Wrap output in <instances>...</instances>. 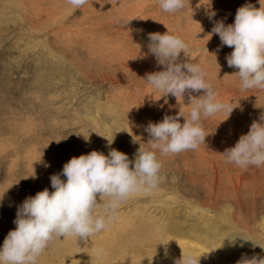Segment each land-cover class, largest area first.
Returning a JSON list of instances; mask_svg holds the SVG:
<instances>
[{
	"label": "rangeland",
	"instance_id": "rangeland-1",
	"mask_svg": "<svg viewBox=\"0 0 264 264\" xmlns=\"http://www.w3.org/2000/svg\"><path fill=\"white\" fill-rule=\"evenodd\" d=\"M245 4L260 7L258 0H185L164 12L157 0H88L65 15V0H0V191L10 187L0 202V245L21 202L52 191L50 175L70 158L115 148L132 161L139 147L151 149L149 121L179 111L187 117L188 91L176 99L142 79L163 70L152 54L140 58L148 34L168 30L187 45L178 59L200 64L217 99L236 107L228 118H202L208 135L194 150L151 149L161 162L157 186L133 194L88 240L53 239L38 264H174L185 252L205 253L199 264H236L264 256L251 242L223 241L234 228L264 237V166L242 169L220 154L264 114V90H242L226 61L232 48L217 34L207 40L216 20L232 23Z\"/></svg>",
	"mask_w": 264,
	"mask_h": 264
},
{
	"label": "clouds",
	"instance_id": "clouds-1",
	"mask_svg": "<svg viewBox=\"0 0 264 264\" xmlns=\"http://www.w3.org/2000/svg\"><path fill=\"white\" fill-rule=\"evenodd\" d=\"M258 2L259 8L251 4L238 7L230 24L216 20L207 33V40L217 34L221 45L232 48L226 61L228 66L237 69L234 73L242 90H264V0ZM65 3V15H71L88 0H65ZM157 3L164 12H176L184 7L185 0H157ZM207 14L211 19L215 11L210 9ZM148 40V51L141 53L140 58L152 54L163 70L146 73L142 79L163 95L171 94L176 99H183L188 91L190 101L187 117L179 111L176 115H165L161 121H149L146 126L150 136L148 142L151 149H159L162 154L194 150L205 143L208 135L202 127V118L220 112H226L228 118L236 106L217 99L218 94L206 80L200 64L178 59L187 48L183 39L167 30L163 34L149 33ZM200 90H203L201 95H191ZM178 117L184 118L183 123ZM83 138L88 141L89 134ZM113 139L114 135L111 140L107 139L109 145ZM151 149L139 147L132 161L126 153L115 148H110L107 155L92 150L70 158L60 173L50 175L52 191L48 188L37 191L17 207L15 228L9 230L0 245V264H38L39 257L53 239L61 240L58 238L61 235L64 238L70 235L86 241L106 230L119 207L133 194L147 193L157 186L161 162ZM220 154L226 163L242 169L264 166V114L261 112L259 120L252 121L247 133L240 135L234 146ZM38 162L48 166L42 156ZM61 175L66 179H61ZM31 177L35 178V171ZM9 188L0 191V202ZM225 239L233 246L242 247L245 242H251L252 247L264 250V237H254L239 228L228 232L223 241ZM202 254L205 253L185 252L174 264H199ZM236 264H264V256H242Z\"/></svg>",
	"mask_w": 264,
	"mask_h": 264
}]
</instances>
